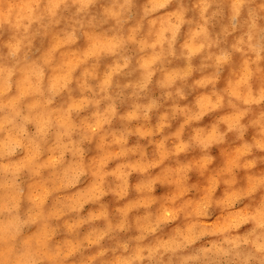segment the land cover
Segmentation results:
<instances>
[{
    "label": "bare ground",
    "instance_id": "obj_1",
    "mask_svg": "<svg viewBox=\"0 0 264 264\" xmlns=\"http://www.w3.org/2000/svg\"><path fill=\"white\" fill-rule=\"evenodd\" d=\"M53 2L59 4L60 0ZM142 2L143 0H137V8ZM33 3L35 0H0V117L18 107L25 111L46 110L47 118L54 121L56 127H67L69 122L79 125L87 137L83 144L85 154L82 167L86 174L75 188L66 187L55 180L53 173L58 167L61 149L56 146L51 133L47 137L48 142L42 154L25 144L20 148L19 157L0 156V220L7 217V209L11 207H15L22 216L31 212L32 220H37L41 211L48 214L52 225L58 228L54 238L51 232H36L37 225L26 228L21 234L22 239L30 245L35 243L41 264H55L56 255L49 251V244L57 246L55 252L57 255L62 254L65 264H82V261L83 264H121L122 259L132 257H136L133 264H147L146 261L140 260L144 247L165 245L177 232L187 233L192 227V219L197 217L200 218L201 228L211 231L195 244L177 253L172 258L173 264H179L180 257L198 254L201 249L209 248L212 243L218 242L221 237L215 236L214 233L227 228L228 223L233 222L228 218L226 223V217L220 210L228 207L237 195L233 190V171L237 173V187H245L247 191L253 186L255 179L253 176L245 178L246 175H264V163H258L251 173L238 171L240 162L248 158L238 147L241 142L231 133L226 137L225 144L210 150V154L215 157L212 164L199 158V150L181 155L183 145L176 137L167 143V149L170 151L161 144L162 135L176 132L186 139L191 133V129L186 127L188 121L177 119L167 127L166 117L162 114L169 110L172 101L164 99V89L159 86V81L167 80L170 73L188 71L186 56H180L182 52L191 55V63L194 67H199L204 52L197 51L195 41L198 37L195 26H192L191 31L189 25L181 29L175 45L176 57L168 58L163 65V71L159 70L161 65L156 64L158 70L152 76L146 91L139 97H133V89L126 88L125 85H133L141 79L143 69L140 64L153 60L152 49L141 51V45L136 42V38H131L123 50L124 55L131 57V63L122 73L114 74L117 57L107 52L111 46L110 41L102 33L111 35V23L98 25L95 29H85L95 32L82 34L76 43L67 42L64 31L70 30L74 19L79 18L75 17L74 13L80 5L73 0H67L66 5L60 4L56 8V16L53 19H58V24L45 29L41 24L34 23L28 29V39L21 44L17 60L9 59V53L13 49L8 45L16 44L12 37L20 31L14 25L18 21L21 26L27 23L19 18L26 13L25 6ZM108 3L109 0H97L96 4L91 5L88 16L84 18L85 23L92 16L100 19L101 10ZM198 3L199 0H186L190 9L189 18L194 22L199 21V9L196 8ZM230 4L231 0H225L224 3L217 0V4L213 5V8L223 7L225 12V17H218L210 27L214 35L226 23ZM147 32L146 24L141 35L146 36ZM232 39L229 37L222 46H228ZM149 42L154 44L155 39L150 37ZM33 65L37 68L36 73L32 70ZM211 71H196L187 77V83L184 85L186 99L180 101V104L183 106L195 103L199 112L206 113L203 120L193 127H207L217 122L227 129L234 120L230 109L214 107L213 100L205 95L210 93L213 87L212 84L204 82L211 76ZM37 79L42 81L46 96L48 91L56 93L53 103L46 109L38 102L34 92L33 85ZM8 84L11 86L8 87ZM86 84H90L97 91L108 87L109 94L116 104V114L110 123H105V115H95L97 108L85 106L87 98L91 96L83 87ZM247 85L251 86L253 98L258 103L253 105L252 113L245 118V123L264 111V101L260 100L261 90L264 89V72H256L249 78L242 58L239 54L234 55L232 63L222 72L216 88L228 95L238 96L240 89ZM191 87L195 91H192ZM152 99H156L160 107L150 113V119H135L131 112L132 104H146ZM108 103L102 101L98 110L104 113ZM121 117H125V120H121ZM125 124L136 133L129 138V146H134L139 140L146 149L148 159L122 155L115 136L109 138L110 143L105 142V133L118 131ZM40 126H43V122H40ZM4 127L3 120L0 119V152L4 150V145L16 142L14 137L3 130ZM161 127L163 132L160 131ZM28 128L30 132H35L37 125L29 124ZM153 129H156L155 142L149 145L148 141L141 137L153 139ZM254 134L255 130L250 128L245 140L251 142ZM213 138V133L209 131L205 139L211 141ZM178 155H181L178 157L181 162L188 161L183 167H177L173 160ZM253 155L259 157L264 156V153L255 152ZM126 160L134 162L127 165L125 172L117 165H123ZM34 164L37 166L34 167ZM14 172L17 173V183L22 192H18L6 182ZM105 173H108L107 182ZM145 180L147 183L143 182ZM108 188L112 191L105 196L104 192ZM261 195H264V192H258L252 198L242 201L237 208L245 204L254 205ZM57 201L63 203L57 204ZM208 203L214 204L211 220L200 217L202 206ZM66 205L72 209L83 207V210L81 213L68 211ZM103 205L107 208V213ZM79 215L87 220L82 226L77 222ZM236 215L246 216L247 210H237ZM250 228L251 225L246 224L233 235L243 236ZM92 229L98 231L93 233ZM105 231L107 235L97 243L96 240ZM141 237L143 239H140ZM72 238L83 241L84 248L74 250ZM124 243L128 244L126 251L122 247ZM169 255L164 258L165 264ZM257 260H253L251 264H257ZM0 264H4L2 252ZM201 264H236V261L210 252Z\"/></svg>",
    "mask_w": 264,
    "mask_h": 264
},
{
    "label": "clouds",
    "instance_id": "obj_2",
    "mask_svg": "<svg viewBox=\"0 0 264 264\" xmlns=\"http://www.w3.org/2000/svg\"><path fill=\"white\" fill-rule=\"evenodd\" d=\"M73 2H79L80 6L76 8L74 13V16L79 18L74 19L70 30L64 31L67 42L76 43L82 34L95 32L85 29H95L98 25L111 23L112 27L109 30L111 35L107 32L102 33L110 41L111 46L107 49V52L117 57L116 67L113 70L114 74L122 73L131 63V57L123 54V50L131 38H136V42L141 45V51L148 48L152 49L153 60L140 64L143 69L141 79L133 85H125L126 88L131 87L133 89L131 93L133 97H139L141 93L146 91L151 83L152 76L158 70L155 67L156 64L161 65L159 70L163 71V65L168 58L176 57L175 45L181 29L189 25L191 26L189 28L191 31L194 25L198 37L195 41L197 51L204 52V58L199 67L193 66L191 55L182 52L180 56H186L188 71L170 73L167 80L159 81V86L164 89V99L172 101L169 110L162 114L166 117L167 127L169 128L171 122L177 119L188 121L186 127L191 129V133L186 139L182 134L176 132L162 135L161 144L166 150H169L167 149L168 141L176 137L183 145L181 155L199 150L201 153L199 158L206 159L212 164L215 157L210 154V150L213 147L225 144L226 137L231 133L237 141L241 142L238 147L242 149L243 155L248 158L240 162L238 171L251 173V170L258 163H264V156L256 157L253 155L255 152L264 153V111L253 116L247 123L244 122L245 118L252 113L253 105L258 103L253 98L254 94L251 86L247 85L241 88L238 96L228 95L226 92L218 91L216 88L222 72L226 66L232 63L234 55L239 54L242 58L249 78L256 72H264V23H261L264 21V0H231L226 23L221 26L219 32L215 35L210 31V27L218 17H225L223 7L217 6L213 8V5L217 4V0H199L196 5V8L199 9V21L195 22L189 18L190 9L186 4V0H146V2L143 0L138 8L137 0H109L108 5L101 10L100 19L92 16L86 23L84 18L88 16V9L91 5L96 4L97 0H73ZM224 2L225 0H221V3ZM60 4L66 5L67 0H60L59 4L54 3L53 0H35V3L25 6L26 13L22 14L19 19L25 20L27 23L21 26L18 21L14 25L20 31L12 37L16 44L8 45L13 49L9 53V59L17 60V54L21 51V44L28 39V29L34 23L41 24L45 29L59 23V20L53 19V17L56 16V8ZM173 5H175L174 8L172 7ZM133 20H135L134 23ZM44 21H47V23H43ZM146 24L148 26L147 35H141ZM126 26L127 33L125 34ZM150 37L155 39L154 44L149 42ZM229 37L233 38L232 42L226 47L222 46L228 41ZM208 69L212 70L211 76L204 82L212 84L213 87L211 92L205 95H208L213 100L214 107L218 109L227 107L230 109L234 120L227 129L221 127L217 122L207 127H193V125L199 124L203 120L206 113L199 112L195 103L183 106L180 104V101L186 99L184 85L187 83V77L196 71ZM32 70L34 73L37 72L35 65L32 66ZM40 75L42 76V71ZM7 86L10 87L11 85L8 84ZM83 87L91 93V96L86 100L85 106L97 108L95 115H105V123H110L112 117L116 114V104L113 97L109 94L108 87L100 88L99 91L94 90L90 84H86ZM33 88L38 97V102L45 109L53 103L56 93L48 91L46 96L40 79H37ZM191 90L195 91L192 87ZM245 96H247V99H245ZM260 100L264 101V89L261 90ZM102 101L109 102L104 113L98 110ZM159 107L158 101L152 99L146 104L133 103L131 112L135 119L147 121L150 119V113ZM0 119L3 120L5 125L3 130L7 131L9 136L14 137L16 140L11 145H4V150L0 152V156L15 155L21 146L25 144L42 154L44 146L48 142L47 137L51 133L54 136L56 146L61 149L60 158L57 161L58 167L53 173L55 180L63 183L66 187L72 188L81 183V178L86 174L82 167L85 154L83 144L87 137L79 125L69 122L67 127H56L54 121L47 118L46 110L44 112L31 109L25 111L18 107L13 108L10 113H6ZM121 120H125V117H121ZM40 122H43L42 127ZM33 123L37 125V128L35 132H30L28 125ZM250 128L255 130V134L251 142H248L245 140V135ZM160 131L163 132V127H161ZM209 131L214 136L211 141L205 139ZM155 132L156 129H153V139H148L147 137H141V139H146L148 144L151 145L155 142ZM135 135V131L125 124L118 131L105 133L104 139L106 143H110L109 138L115 136L122 155L133 156L136 159H148L146 149L139 143V140L134 146H129V138ZM76 137L79 138L77 139ZM181 155L173 159L177 167H183L188 163V161L181 162L178 159ZM249 157L251 158L249 159ZM133 162V160H126L123 165L118 164L117 167H122L126 172L127 165ZM36 166L34 164V167ZM168 167L171 168L172 166ZM236 174V171H233V190L237 192L236 197L230 202L228 207L223 209L217 207L225 215L226 223L228 218H231L233 222L228 223L227 228L214 233L215 236L221 237L218 242L212 243L209 248L201 249L198 254L180 257L179 264H201V261L206 259L210 252L231 258L236 261V264H251L259 256L257 264H264V195H261L258 202L254 205L245 204L243 207L237 208V205L241 204L242 201L252 198L258 192H264V175L247 174L245 178L253 176L255 183L246 191L245 187H237ZM107 179L108 173H105L106 182ZM6 182L18 192L23 191L17 183V173H12ZM143 182L147 183V180ZM154 187L155 185H153L152 191H154ZM111 191V188L106 189L104 195L110 194ZM61 203L63 202L57 201V204ZM213 206V203L203 205L200 217L211 220L213 216L211 209ZM66 207L68 211H77L78 213L83 210V207L79 209H72L67 205ZM103 207L107 213V208L104 205ZM245 209L247 210L246 216L238 217L236 215L237 210ZM7 212V217L0 220V252L3 253L4 264H41V257L38 255L35 243L33 242L30 245L28 241L22 239L21 234L26 228L37 225L36 232L48 231L53 234L54 238L58 228L52 225L48 214L43 211L39 213L37 220L31 219V212L22 216L15 207L8 208ZM77 222L82 226L87 220L84 216L79 215ZM191 223L192 227L187 233L177 232L165 245L144 247L140 260L146 261L147 264H165L164 258L170 254L167 264H173L172 258L177 253L182 252L189 245L195 244L198 240L205 237L206 233L211 231L207 228H201L199 217L193 218ZM246 224H250L251 228L245 235H233ZM91 231L95 233L98 230L92 229ZM174 232H176V229ZM105 235H107V231L103 232L96 242L99 243ZM140 239H143V237ZM72 243L74 250L83 249L85 246L83 241H78L75 238H72ZM56 247V245H48L49 251L56 255L55 264H65L62 254H56ZM122 247L126 251L128 244L124 243ZM243 249H248V251H243ZM69 255L71 256V253ZM101 255H104V253H101ZM135 259L136 257L122 259L121 264H133Z\"/></svg>",
    "mask_w": 264,
    "mask_h": 264
},
{
    "label": "rangeland",
    "instance_id": "obj_3",
    "mask_svg": "<svg viewBox=\"0 0 264 264\" xmlns=\"http://www.w3.org/2000/svg\"><path fill=\"white\" fill-rule=\"evenodd\" d=\"M19 151H20V149L16 152V154L15 155H13V156H15V157H19V156H21V154L19 153Z\"/></svg>",
    "mask_w": 264,
    "mask_h": 264
}]
</instances>
